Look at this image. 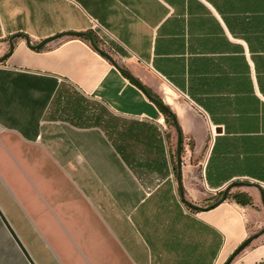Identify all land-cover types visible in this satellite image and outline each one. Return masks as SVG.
Instances as JSON below:
<instances>
[{"label":"crops","instance_id":"obj_1","mask_svg":"<svg viewBox=\"0 0 264 264\" xmlns=\"http://www.w3.org/2000/svg\"><path fill=\"white\" fill-rule=\"evenodd\" d=\"M95 23L174 115L183 197L166 115L86 39L19 37L0 63L1 213L34 264H223L264 227V0H0V58L16 34ZM231 183L209 211L183 203ZM0 264H29L1 220ZM231 264H264V233Z\"/></svg>","mask_w":264,"mask_h":264},{"label":"water","instance_id":"obj_2","mask_svg":"<svg viewBox=\"0 0 264 264\" xmlns=\"http://www.w3.org/2000/svg\"><path fill=\"white\" fill-rule=\"evenodd\" d=\"M62 36H72V37H77V38H84L88 41L89 45L91 46V48L96 51L99 55H101L103 58H105L113 67H115L120 74H122L125 78H127L129 81H131L134 86H136L144 95L145 97L151 102L153 103L157 108L165 111L167 113V115L170 117L171 122L176 130L177 133V147H176V185H177V189L178 192L180 194L181 197H183V189H182V185H181V133L177 127V122L175 120L174 115L171 113V111L168 109V107L161 101V99L156 98L154 96H152L149 92L148 89L140 82L138 81L135 77H133V75L125 68L121 67L120 65H118V63L113 59V57L107 53L105 50L101 49L94 37L89 34V33H75V32H67V33H63V34H59V35H55L53 37H49L47 39L42 40L41 42L37 43V44H30L29 39L26 36H22L20 34H16L12 37H10L9 42H8V52L2 56L0 58V63H2L3 61H5V59L11 55L12 51H13V39L15 38H19L22 37L24 38L27 46L32 49V50H38L41 47H43L45 44L59 38ZM241 184V183H231L230 185H228L221 197L215 201L214 203H212L211 205L207 206V207H198L196 205H193L187 201H185L183 199V203L184 205L189 208L192 211H209L215 207H217L218 205H220L221 203H223L228 196V191L232 188L235 187L236 185ZM242 185V184H241ZM261 199H262V204L264 207V196H263V192H261ZM0 220L3 223V225L5 226V228L7 229L8 233L10 234L11 238L13 239V241L15 242V244L17 245V247L19 248V250L21 251V253L23 254V256L25 257V259L27 260V262L29 264H34V262L32 261L31 257L29 256V254L27 253V251L25 250L23 244L21 243V241L19 240V238L16 236L15 232L13 231V229L11 228V226L9 225V223L6 221V219L4 218L3 214L0 211ZM264 233V227L258 231L257 233L247 237L230 255L229 257L225 260V262L223 264H231V262L240 254L242 253L251 243L252 241H254L255 239H257L260 235H262Z\"/></svg>","mask_w":264,"mask_h":264},{"label":"rangeland","instance_id":"obj_3","mask_svg":"<svg viewBox=\"0 0 264 264\" xmlns=\"http://www.w3.org/2000/svg\"><path fill=\"white\" fill-rule=\"evenodd\" d=\"M105 31H106V30H105ZM106 32H107V31H106ZM89 34H91V35L94 37V39H95L97 45H98L101 49L105 50V51L108 53V48H107V47H108V44H107L106 38H108V39H112V37H111L109 34H102V33H100V37H99V36H97V35L95 34V32H93L92 30L90 31ZM161 91H162V88H161ZM162 93H163V95H164L165 98L168 97L163 91H162ZM152 96L161 99V95H160V94H159V95H155V94H153ZM170 105H173V102H172V104H170ZM55 107H57V106L55 105ZM61 112H63V109L60 110V114H61ZM58 115H59V113H58ZM167 119H169V121H171V119H170L169 117H167ZM209 204H210V203H209ZM259 230H260V229H259ZM259 230H257V231H259ZM257 231H256V232H257Z\"/></svg>","mask_w":264,"mask_h":264},{"label":"built area","instance_id":"obj_4","mask_svg":"<svg viewBox=\"0 0 264 264\" xmlns=\"http://www.w3.org/2000/svg\"><path fill=\"white\" fill-rule=\"evenodd\" d=\"M91 30L93 32H95V34L97 36H99V37H100V33H102V34H108L102 26H100V25H98L96 23L92 25V29Z\"/></svg>","mask_w":264,"mask_h":264},{"label":"trees","instance_id":"obj_5","mask_svg":"<svg viewBox=\"0 0 264 264\" xmlns=\"http://www.w3.org/2000/svg\"><path fill=\"white\" fill-rule=\"evenodd\" d=\"M130 82H131V81H130ZM131 83H132V82H131ZM132 84H133V83H132ZM133 85H134V84H133ZM148 92H149L151 95H153L149 90H148ZM158 109H159V108H158ZM159 110L161 111V113H163L164 115H166L167 117H169L165 111H163V110H161V109H159ZM169 118H170V117H169ZM247 204H249V200H248Z\"/></svg>","mask_w":264,"mask_h":264}]
</instances>
